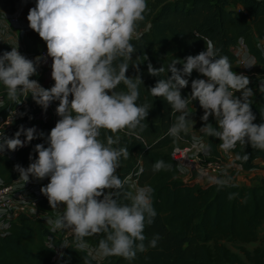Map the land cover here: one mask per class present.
I'll use <instances>...</instances> for the list:
<instances>
[{"label":"clouds","instance_id":"obj_1","mask_svg":"<svg viewBox=\"0 0 264 264\" xmlns=\"http://www.w3.org/2000/svg\"><path fill=\"white\" fill-rule=\"evenodd\" d=\"M146 9V0H36L27 20L45 41L47 56L52 59L54 85L47 89L30 79L37 74L42 57L27 59L17 47L0 55V84L9 100L19 103L20 97L30 94L43 109L59 101L56 114L60 119L47 135V147L36 144V159L27 168L16 164L14 170L24 184L30 176L37 180L49 178L40 191L52 210L62 209L55 219L47 220L51 233L70 231L76 250L87 247L86 237L103 234L95 250L98 262L111 256L132 261L138 252L155 247L159 239L156 235L147 246L144 243L145 226L151 225L157 214L152 204L154 190L151 186H134V192L125 190L129 181L122 180L117 169L129 151L127 147H114L120 142L117 133L135 137L149 147L140 133L147 128L143 122L151 106L137 104L142 79L126 75L136 51L132 41L141 37L138 24L145 19ZM181 63L183 67L178 68L176 65ZM241 65L250 68L255 61L246 60ZM133 67L137 64L133 63ZM232 68L228 57L219 55L212 41L195 56L189 55L183 61L173 58L167 68L148 63L147 72L153 77L171 73L149 89L153 97H162L171 106L175 120L167 136L180 139L181 133L187 134L193 127L188 108L195 100L203 109L200 130L205 136L219 138L222 151L227 153L237 144L264 151V123H253L256 117L251 109L253 90L248 87L249 78ZM193 70L207 79H193L190 95L182 97L181 89L188 86L186 77ZM120 84L126 86V92L117 91ZM236 92L241 93L240 97ZM14 115L13 112L7 124L12 123ZM210 115L218 127L208 123ZM101 130L114 135H108L105 143L99 139ZM22 133L23 141L19 139ZM35 135L34 127L23 126L12 138L0 132V153L5 148L15 151L25 146ZM200 150L207 156L210 144ZM236 159L246 162L249 155L245 152ZM170 169L171 165L163 160L153 165L154 172ZM209 181L221 187L229 182L218 177H209ZM121 195L127 203L121 202ZM32 211L36 213L35 207ZM60 247L69 245L62 242ZM47 248L53 249L54 243L49 242Z\"/></svg>","mask_w":264,"mask_h":264},{"label":"trees","instance_id":"obj_2","mask_svg":"<svg viewBox=\"0 0 264 264\" xmlns=\"http://www.w3.org/2000/svg\"><path fill=\"white\" fill-rule=\"evenodd\" d=\"M20 1L0 0V11L11 12L19 6ZM146 3L145 19L138 24L141 37L132 41L136 51L132 53L126 75L142 79L137 104L151 106L143 122L147 128L140 133L149 147H144L141 141L125 133L115 134L120 136V142L114 147H127L129 151L128 158L121 159L117 175L122 180L128 175L135 179L137 185L151 186L154 190L152 204L157 214L154 222L145 226L144 243L147 246L156 235L159 239L155 247L138 252L132 261L111 256L101 264H264V230L260 237L257 235V228L264 221V178L258 184L228 182L223 187L211 182L201 185L177 178L176 163L169 153L161 149L170 148L174 142L188 140L192 134L181 133L180 139L166 135L175 120L171 106L164 98L153 97L149 89L155 86L157 80L171 73L153 77L147 72L148 63L156 68L161 65L167 68L173 58L183 61L189 55L195 56L204 51L208 41L219 49V55L228 57L234 70L237 63L232 48L237 39H241L248 54L254 58L257 76H262L264 56L254 44L253 37L264 40V0H146ZM12 48L9 42L0 40V55ZM44 48L47 49L46 43L37 32L30 28L22 33L21 49L24 53L38 52ZM133 63L137 64L139 71L133 67ZM176 66L183 67L182 63ZM257 76L252 77L255 88L251 109L256 117L253 123L261 124L264 123V88L257 84ZM186 79L189 83L181 89L182 97L190 95L193 79L206 80L207 77L193 70ZM53 85L52 80L45 88ZM117 91L126 92V86L120 84ZM71 98L70 94L69 100ZM189 112L190 118L194 119L196 112ZM208 123L218 127L211 115ZM203 124L204 121L200 119L197 135L204 145L210 144V153L200 156L204 160H215L221 156V141L217 137L205 136L200 130ZM53 127L48 121H38L33 140L18 148L12 157L0 154V179L8 182L16 177V164L27 168L36 159L35 145L42 143L47 147V135ZM108 135L114 134L101 130L99 139L106 143ZM231 151L235 157L248 153L246 162L236 159L242 170L255 167L264 169V151L239 144ZM160 160L171 165V169L154 172L153 165ZM125 190L130 191L128 184ZM120 200L128 202L123 195ZM42 203L49 206L46 201ZM47 233L48 229L40 217L19 215L10 222L5 232L0 233V264H86V261L97 264L84 249H74L73 243L62 248L58 258H53L54 250L47 248L44 242ZM102 238L103 234L94 235L86 237L85 242L96 250ZM255 240L261 243L251 249L243 245ZM224 241L236 247L243 258L230 250Z\"/></svg>","mask_w":264,"mask_h":264},{"label":"built area","instance_id":"obj_3","mask_svg":"<svg viewBox=\"0 0 264 264\" xmlns=\"http://www.w3.org/2000/svg\"><path fill=\"white\" fill-rule=\"evenodd\" d=\"M34 1L36 0H21L16 9L11 12H3L6 13V21L9 24H17L20 19L21 7L25 3H33ZM1 19L2 18L0 17V26L3 24ZM27 29L30 28H25L23 31H26ZM0 40L6 41L2 38H0ZM259 43L261 44V47H264V40L259 41ZM263 47L260 52L264 56ZM232 52L236 57L237 63V68L233 71L238 74L242 73L246 75L249 78V81H252V77L257 76V73L251 67L245 68L241 65L245 61L243 54L248 53L241 39H237L235 46L232 48ZM24 54L27 59L33 61H35V58L38 56L42 57L37 66V74H35L31 79L38 81V83L45 88V86L53 80L51 78L52 59L47 56V49L44 48L38 52ZM252 59L254 58L252 57ZM256 82L257 84H264V73L260 77L257 76ZM239 93L240 92H236L235 95L239 97ZM20 99L21 101L19 103L11 100L5 101L0 92V132H2L5 137L12 138L20 126H23L25 129L35 127L38 121H48L52 124V126H55L56 122L60 119V117L56 114V108L59 101L56 104L55 101H52L47 109H43L32 99L30 94L26 98L23 99V97H20ZM13 112L15 115L12 116V123L7 124L6 122L9 118H11ZM21 113H23V115H21ZM19 139L23 141V133ZM0 142H2V140H0ZM184 143L185 144L183 145H173L169 151V156L176 163L178 171L182 168L181 166L190 165V168L200 177V181L198 182L192 178L183 181L196 182L202 185L210 182L209 177H218L221 179H228V181L231 182L228 176V178H225L224 173H228L233 169L242 170L240 165L236 162V157L231 150L226 153L220 149L221 156L219 158L215 160H204L200 156L203 152L198 149V145L200 143L204 145V142L197 134L191 135ZM15 151L7 150L5 148V150L0 154L12 157ZM124 179L129 181L128 186L130 184H132V186H139L135 182V179L130 178L128 175H126ZM201 180H204V182L201 183ZM41 181L42 180H37L30 176L29 182L24 184L19 178V174L8 182H4L0 179V233L5 232L10 222L16 220L21 214L40 217L45 227L48 229L44 242L47 245L49 242L54 243L53 258H58L62 250L60 244L62 242L74 244V236L68 230H57L55 233H51L49 231L51 226L47 223V220L49 219V216H47L49 212L47 207L50 205L45 206L42 203L43 201L48 202V200L47 197L40 191ZM34 207L36 209L35 214H33L32 211ZM61 207H63V205H61ZM53 212L55 213V210ZM58 214L60 213L57 212V215ZM44 217L46 218L44 219Z\"/></svg>","mask_w":264,"mask_h":264},{"label":"rangeland","instance_id":"obj_4","mask_svg":"<svg viewBox=\"0 0 264 264\" xmlns=\"http://www.w3.org/2000/svg\"><path fill=\"white\" fill-rule=\"evenodd\" d=\"M35 4H36V1H34L33 3H25V8H24V13H27L28 15V12H29V9L30 8H33L35 7ZM0 17L2 18V26H0V38H4L7 42L10 41V44L12 45L13 48L17 47V50L23 55L25 56V54L23 53L22 49L20 48L19 46V43L17 41V39L15 40H10V38L8 37L9 34H12L13 30L17 28L18 25L21 24V21H22V14H21V17L19 19V22L17 24H9L7 21H6V13H3V12H0ZM254 44L256 45V47L261 50L262 47H261V44L259 43L258 40H254ZM264 48V47H263ZM244 56V60H250L252 59V57L248 54V53H244L243 54ZM257 65L255 63L254 66H252L251 68L252 69H256ZM256 71V70H255ZM32 78V76L30 77V79ZM248 87H250L253 92H254V88H255V85L253 84L252 81H250V84L248 85ZM0 92L1 94L3 95V98L5 101H9L8 97H7V93H6V89L4 88V86L2 84H0ZM241 93L238 94V96L240 97ZM55 101V104L58 103V100H54ZM188 110H194L196 112V116L194 119H192L194 121V124H193V127H190L189 129V133H191L192 135L193 134H197L198 133V130H199V121H200V117L203 115V109L199 106V103L198 101H192L191 104L189 105V108ZM185 141L183 142H174L172 144L173 145H183L185 144L184 143ZM171 146V147H172ZM202 143H200L198 145V149L199 151L200 148L202 147ZM170 148H162L161 151L165 152V153H169L170 151ZM259 161H261L259 159ZM261 163V162H260ZM182 168L179 169V171L177 172V178H180L182 180H188L190 178L192 179H195L197 180L198 182L200 181V177L197 175V173L192 170L190 168V165L188 166H181ZM224 176H225V173H224ZM229 177V180L231 182H235V183H239V184H244V185H251V184H258L261 182V180L264 178V169L261 168V167H255L253 169H250V170H237V169H233L231 170L230 172L227 173V175L225 176V178H228ZM49 182V179L47 177H45L44 179H42L41 183H40V188L42 186H45L47 183ZM204 180H201V183H203ZM130 187V191H133L135 190V187L132 186V184L129 185ZM49 212H48V215L49 218H52V219H55L56 216H57V212H61V210L57 211L55 210V213L52 211L51 207H47ZM46 217H44L45 219ZM263 230H264V221H262L260 223V225L258 226L257 228V235L260 237L263 233ZM225 245L232 251H235L236 253L239 254V256L241 258H243V255L238 251V249L236 247H233L229 242L227 241H224ZM261 242L259 240H255V241H250V242H246L244 243L243 245L248 248V249H251L253 248L255 245H258L260 244ZM94 260L97 264H101L102 261H97L94 257H95V249L91 248L88 244H87V247L84 249Z\"/></svg>","mask_w":264,"mask_h":264},{"label":"crops","instance_id":"obj_5","mask_svg":"<svg viewBox=\"0 0 264 264\" xmlns=\"http://www.w3.org/2000/svg\"><path fill=\"white\" fill-rule=\"evenodd\" d=\"M24 8H25V5H23L22 7H21V11H20V17H21V14H22V21H21V24L19 25V26H17V28L16 29H14L13 30V32H12V34H9L8 35V37L10 38V40H16L17 39V41H18V43H19V46H20V48H21V35H22V33H23V30L25 29V28H30L29 27V22H28V20H27V13H24L23 11H24ZM1 12V11H0ZM2 39H4V38H2ZM253 39L255 40H258V41H262V39H257L256 37L254 38L253 37ZM9 43H10V41H8ZM253 169V168H252Z\"/></svg>","mask_w":264,"mask_h":264},{"label":"water","instance_id":"obj_6","mask_svg":"<svg viewBox=\"0 0 264 264\" xmlns=\"http://www.w3.org/2000/svg\"><path fill=\"white\" fill-rule=\"evenodd\" d=\"M27 30H28V29H27ZM27 30H26V31H27ZM24 32H25V31H23V33H24Z\"/></svg>","mask_w":264,"mask_h":264}]
</instances>
